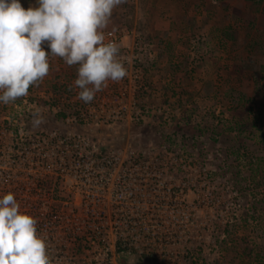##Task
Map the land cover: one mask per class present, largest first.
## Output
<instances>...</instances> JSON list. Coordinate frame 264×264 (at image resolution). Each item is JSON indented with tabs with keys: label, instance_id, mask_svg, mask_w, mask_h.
I'll use <instances>...</instances> for the list:
<instances>
[{
	"label": "rangeland",
	"instance_id": "rangeland-1",
	"mask_svg": "<svg viewBox=\"0 0 264 264\" xmlns=\"http://www.w3.org/2000/svg\"><path fill=\"white\" fill-rule=\"evenodd\" d=\"M104 32L128 75L92 102L78 88L55 97L50 85L74 83L77 66L50 55L49 74L20 104H0V193L16 179L22 193H40L27 177L59 169L19 172L13 139L61 135L81 149L63 161L66 202L45 198L38 210L54 264H264V0H127ZM54 98L57 107L42 102ZM36 110L39 128L26 123ZM139 230L130 244L144 256L116 254L118 235Z\"/></svg>",
	"mask_w": 264,
	"mask_h": 264
},
{
	"label": "clouds",
	"instance_id": "clouds-1",
	"mask_svg": "<svg viewBox=\"0 0 264 264\" xmlns=\"http://www.w3.org/2000/svg\"><path fill=\"white\" fill-rule=\"evenodd\" d=\"M127 0H36L27 10L19 0H0V104L9 105L29 94L49 74V56L77 66L70 90L93 101L108 82L128 75L120 46L105 42L113 10ZM47 44L50 52L45 51ZM46 123L39 110L31 125ZM37 219L22 212L14 193L0 198V264H54Z\"/></svg>",
	"mask_w": 264,
	"mask_h": 264
},
{
	"label": "trees",
	"instance_id": "trees-1",
	"mask_svg": "<svg viewBox=\"0 0 264 264\" xmlns=\"http://www.w3.org/2000/svg\"><path fill=\"white\" fill-rule=\"evenodd\" d=\"M74 76H76V74H74ZM76 78V77H74ZM73 83H71L72 85ZM50 88L52 89V92L54 93L55 97L63 95L66 92H68V88L69 86L64 84V85H50ZM62 89V90H61ZM70 89V88H69ZM75 90L74 88L71 90V92ZM77 90V89H76ZM79 91V89H78ZM80 100V99H79ZM21 98L18 99L16 101V105L20 104L21 102ZM52 101V102H51ZM43 104H47L49 105L51 108L57 107V105L59 104V99L58 98H54L51 99L48 103L42 101ZM2 105V104H1ZM40 105V103H39ZM4 106L3 110L6 108H9L11 105H2ZM67 107V106H66ZM64 106V108H66ZM0 111H2V108H0ZM2 114V113H0ZM69 114V113H68ZM72 118H74V116H78V111L75 109L74 114L71 115ZM66 115H65V109H63L62 111H58V114L55 115L54 119H58V120H65L66 119ZM71 118V119H72ZM29 119V118H28ZM27 120V119H26ZM27 125H31V121L28 120L26 121ZM241 124V123H240ZM242 125V124H241ZM236 126H238V128L240 127L239 124H236ZM243 126V125H242ZM230 130H232L230 128ZM245 127L243 126V129L241 131H244ZM260 131V138L261 141L264 140V124L263 127L259 128ZM58 139H51L49 134H45L43 133V135L40 136L39 139H37L35 142H31V141H27V139L24 142H19V138L13 139L12 140V150L9 152H11L12 154L15 155V160H16V170H18L20 172V170H24L21 167H28V166H32L34 164H39L41 167L47 168L48 166H53L52 163L49 164V162L55 161L57 163H59V169H57V171H54L52 173H45L41 178H36L37 180H35L34 178L32 179V177H27L30 181H36V184L38 186V188L40 189V193H22L21 189H20V185L18 183L19 179H16V183L15 186L13 187L14 190V195L18 201V203L20 204V209L22 211V209H24V211L27 214L32 215L34 218L37 219L38 223H40V225H38L37 223V231L42 229L43 226V218L39 217L41 214V212H39V208L40 205L42 204V202H44L45 198H47L48 200H50V207L53 206L56 207L55 203H61L62 205L66 202L65 201V197L61 196V193H58V188H60V180H61V171L64 169L63 166V161L67 160V157L69 156L70 153L75 152V153H79V151H77V146H73V147H68L66 145H64V143H62L63 140H65L61 135H59L57 137ZM1 145H0V157L2 154L6 153L5 149H4V145L1 141ZM73 148V149H72ZM74 150V151H73ZM105 150L104 147L99 148L98 153H99V158H103V156L101 155V153H103V151ZM51 153V156H50ZM25 171V170H24ZM252 172H254V176L257 174V167L252 169ZM256 179L253 177V179L251 180V182H258L255 181ZM5 181H7L5 183ZM11 182L10 180H4L1 183V186L6 187L8 186L7 183ZM51 190H55L56 193H50ZM45 192V193H44ZM0 194H5V193H0ZM55 202V203H54ZM27 206H31L29 209H25V207ZM33 207V208H32ZM35 211H38L37 213H35ZM55 211V210H53ZM53 216V214H51ZM50 216V215H49ZM48 217V216H47ZM126 232V231H125ZM142 231H137L136 233H131V232H126V233H121V235H118V240L115 243V253L116 254H121V253H127L129 255H132L133 253H137L139 256H144V253L140 250L137 251L136 247L132 243V239L133 236L135 237H143V234L141 233ZM38 234L39 231H38ZM124 234V237H122ZM120 236V237H119ZM76 239L74 240H78V242L80 243L81 240L78 239V237H75ZM78 243V246H79ZM139 247L140 249H144L145 247L141 244V241H138ZM232 255L234 254V252L231 253ZM239 256L243 255V253H239ZM148 258V256L146 257Z\"/></svg>",
	"mask_w": 264,
	"mask_h": 264
},
{
	"label": "built area",
	"instance_id": "built-area-1",
	"mask_svg": "<svg viewBox=\"0 0 264 264\" xmlns=\"http://www.w3.org/2000/svg\"><path fill=\"white\" fill-rule=\"evenodd\" d=\"M109 41L117 42V38L112 32H105V42Z\"/></svg>",
	"mask_w": 264,
	"mask_h": 264
}]
</instances>
